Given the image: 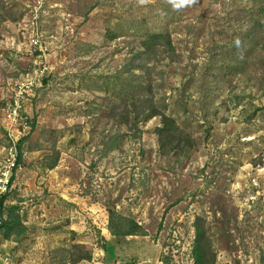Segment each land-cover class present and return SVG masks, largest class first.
<instances>
[{"label": "rangeland", "instance_id": "rangeland-1", "mask_svg": "<svg viewBox=\"0 0 264 264\" xmlns=\"http://www.w3.org/2000/svg\"><path fill=\"white\" fill-rule=\"evenodd\" d=\"M262 10L264 0H0V164L19 87L29 128L1 195L0 264H193L196 216L214 264H264V32L249 33ZM154 33L168 34L173 61L137 55ZM132 58L191 151L160 153L159 117L133 130L112 117ZM109 210L114 230L129 226L118 216L143 235L112 236Z\"/></svg>", "mask_w": 264, "mask_h": 264}, {"label": "trees", "instance_id": "trees-1", "mask_svg": "<svg viewBox=\"0 0 264 264\" xmlns=\"http://www.w3.org/2000/svg\"><path fill=\"white\" fill-rule=\"evenodd\" d=\"M264 10H262L263 12ZM263 15L252 21L250 34L254 36L258 35L260 31L264 32V19ZM112 35V36H109ZM110 39L114 38L112 32H108ZM248 37V36H247ZM142 52L138 53V56L149 59L152 52L156 49L162 50L167 55L170 61H173L174 48L170 41L168 34L154 33L150 34L145 40L141 42ZM144 63V62H143ZM144 64L135 62V59H130L121 71V77H118L120 82L118 83L121 96L125 100V106L119 113H115V109L112 110V117L119 118L120 123L129 127L130 130L135 129L138 123L146 122L154 117L160 118V126L155 129V134L158 138V147L160 153L165 155L169 153H186L191 151L195 143L193 137L186 133L179 127L176 120L168 116L165 112V105L157 106L153 103L152 96L150 95L151 89L149 85H146V81L143 80V76H147L148 69H145ZM135 71L142 73L136 76ZM42 84H46L45 79L41 80ZM136 102L140 107L136 108ZM20 163V159L18 160ZM13 180V177L10 180ZM5 196H0V208L4 202ZM108 230L114 237H126L137 236L142 232L141 228L133 221L127 220L123 217L117 218L129 224V226H123L121 224L114 230V219L116 218L113 211H108ZM13 216V211L9 212V218ZM17 218V216H15ZM9 226V222H0V232L5 227ZM9 229V227H8ZM194 229V243L192 251L193 264H214L215 254L211 248V242L207 236L205 229V220L202 217L196 216L193 222ZM10 233V229L8 231ZM143 235V234H141Z\"/></svg>", "mask_w": 264, "mask_h": 264}, {"label": "built area", "instance_id": "built-area-1", "mask_svg": "<svg viewBox=\"0 0 264 264\" xmlns=\"http://www.w3.org/2000/svg\"><path fill=\"white\" fill-rule=\"evenodd\" d=\"M23 90L21 87L14 91V95L4 108V131L8 144L4 148L5 155L0 164V196L9 191L10 180L19 166L18 160L21 159L22 150L19 145L23 138L28 134L27 118L23 116Z\"/></svg>", "mask_w": 264, "mask_h": 264}, {"label": "clouds", "instance_id": "clouds-1", "mask_svg": "<svg viewBox=\"0 0 264 264\" xmlns=\"http://www.w3.org/2000/svg\"><path fill=\"white\" fill-rule=\"evenodd\" d=\"M151 0H138V3L141 5H145L150 3ZM169 3L173 6L174 9H179L184 6H190L195 3V0H169ZM239 43V42H237Z\"/></svg>", "mask_w": 264, "mask_h": 264}]
</instances>
